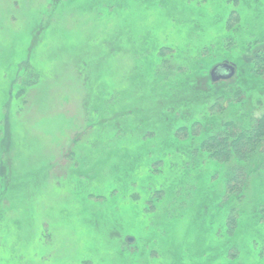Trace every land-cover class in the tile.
I'll list each match as a JSON object with an SVG mask.
<instances>
[{
    "label": "rangeland",
    "instance_id": "374dc122",
    "mask_svg": "<svg viewBox=\"0 0 264 264\" xmlns=\"http://www.w3.org/2000/svg\"><path fill=\"white\" fill-rule=\"evenodd\" d=\"M159 2L0 0V264H176L171 251L184 264H211L199 257L204 231L193 224L174 229L179 249L168 241L163 250L155 243L161 239H150V227L164 226L165 238L173 213L189 215V209L168 194L154 199L145 186L131 198L141 180L126 172L124 144L113 146L114 131L97 129L98 116L88 111V98H126L134 81L130 53L116 57L107 47L116 44L121 27L142 34L145 24L155 23L157 14L147 18V10ZM260 15L256 26L264 30V11ZM234 27L239 39L241 19ZM248 56L221 60L208 71L224 64L237 69ZM162 79L172 91L183 82L174 75ZM159 84L141 81L139 92H170ZM161 103L156 99L155 106ZM242 251L231 264H264V257Z\"/></svg>",
    "mask_w": 264,
    "mask_h": 264
},
{
    "label": "trees",
    "instance_id": "16d2710c",
    "mask_svg": "<svg viewBox=\"0 0 264 264\" xmlns=\"http://www.w3.org/2000/svg\"><path fill=\"white\" fill-rule=\"evenodd\" d=\"M160 1L147 10V18L157 14L155 23L145 24L142 34H129L121 27L113 44L119 46L107 47L116 57L122 50L130 53L128 68L134 81H129L124 102L112 97L105 102L100 96L91 98L94 105L97 101L92 109L88 98V111L98 116L97 129L114 131L113 146L124 144L126 172L132 181L141 180V190H132L131 198L140 196L145 186L154 199L168 194L189 209V215L182 210L173 213L172 233L165 238L160 234L166 233L164 226L150 227V239H161L155 242L161 249L167 250L162 245L168 241L174 246L181 242L172 241L174 229L193 224L204 231L206 247L198 250L200 258L231 264L238 251L248 250L260 261L264 257V30L257 29L256 20L263 14L264 0ZM240 19L244 31L238 39L234 25ZM244 54L249 55L246 65L237 64L232 77L213 80L211 65L234 62ZM170 75L183 79L177 90L162 79ZM151 80L159 87L169 85L170 92L140 93L141 81L147 86ZM155 98L162 103L155 106ZM216 106L219 113L211 114L210 108ZM158 178L162 180L157 183ZM146 220L150 225L149 215ZM217 245L218 253L209 259L211 247ZM171 253L176 264H184V257Z\"/></svg>",
    "mask_w": 264,
    "mask_h": 264
},
{
    "label": "water",
    "instance_id": "95a60500",
    "mask_svg": "<svg viewBox=\"0 0 264 264\" xmlns=\"http://www.w3.org/2000/svg\"><path fill=\"white\" fill-rule=\"evenodd\" d=\"M223 67H224L223 69L225 70V72H223V73H222V68H218V69L212 71L211 74H212L213 80L216 81L219 79H227V78H230L234 75L235 69L232 66L224 65Z\"/></svg>",
    "mask_w": 264,
    "mask_h": 264
}]
</instances>
